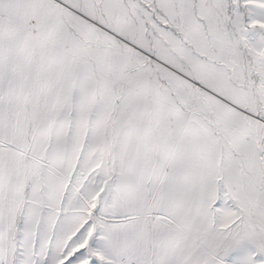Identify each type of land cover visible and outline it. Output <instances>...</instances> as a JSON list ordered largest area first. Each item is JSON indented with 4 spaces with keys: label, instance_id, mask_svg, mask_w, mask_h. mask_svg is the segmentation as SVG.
Returning a JSON list of instances; mask_svg holds the SVG:
<instances>
[{
    "label": "snow or ice",
    "instance_id": "6c2138e0",
    "mask_svg": "<svg viewBox=\"0 0 264 264\" xmlns=\"http://www.w3.org/2000/svg\"><path fill=\"white\" fill-rule=\"evenodd\" d=\"M0 264H264V0H0Z\"/></svg>",
    "mask_w": 264,
    "mask_h": 264
}]
</instances>
